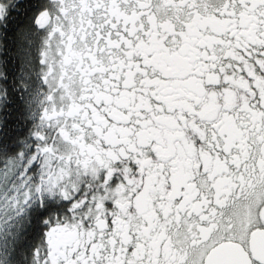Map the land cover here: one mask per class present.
<instances>
[{
	"label": "snow or ice",
	"instance_id": "6c2138e0",
	"mask_svg": "<svg viewBox=\"0 0 264 264\" xmlns=\"http://www.w3.org/2000/svg\"><path fill=\"white\" fill-rule=\"evenodd\" d=\"M0 264H264V0H0Z\"/></svg>",
	"mask_w": 264,
	"mask_h": 264
}]
</instances>
